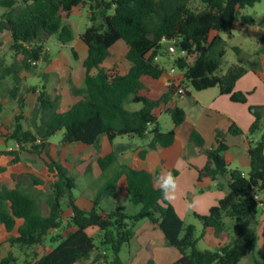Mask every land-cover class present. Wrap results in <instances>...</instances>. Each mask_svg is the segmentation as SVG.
Returning <instances> with one entry per match:
<instances>
[{
    "label": "trees",
    "instance_id": "16d2710c",
    "mask_svg": "<svg viewBox=\"0 0 264 264\" xmlns=\"http://www.w3.org/2000/svg\"><path fill=\"white\" fill-rule=\"evenodd\" d=\"M261 1L199 0L203 7L197 9L192 0H0V7L5 9L0 18V35L10 33L13 54L11 64H6L0 55V87L7 79H13L14 87L8 94L19 109L8 132L0 133V139L16 143L19 150L4 151L0 155L12 157L13 164L20 163L24 153L43 160L52 178V192L46 200L27 187L28 177L33 186L44 185V181L33 174L13 175L12 189L0 183V224L8 232L16 228L18 232V236L10 240L11 247H45L49 239L52 245L51 251L40 258L37 255L31 261L21 262L9 253L0 264H77L81 261L99 264L98 249H108L113 264H127L120 254L124 246L132 243L137 225L145 219L156 224L180 253V259L174 264H240L245 257L255 254L258 237L246 239L245 225L263 204V200H255L252 193L264 195V134L249 150L248 175L228 166L225 154L230 147L225 134L218 132L217 147L204 151L208 161L199 170V181L211 179L219 190L227 189L226 196L208 215L196 216L205 230H214L216 238L230 239L215 251L198 249L196 227L186 225L172 204L163 199L154 186V175L119 164L120 155L130 150L126 146H119L99 159L104 182L95 196L93 209H81L76 204L74 190L78 188L79 177H92L93 161H80L70 171L51 157L50 140L64 132V146L84 144L99 150L103 137L111 143L119 137L149 138L148 148L152 150L172 146L175 132L163 131L156 110L168 104L178 88L170 87L158 100L142 96L145 89L142 78L149 76L157 80L165 71L157 59L171 56L166 43L183 53L174 60L173 66L183 72L185 82L195 91L218 88L232 102L246 104L250 94L236 92L235 87L248 69L244 65H233L223 73L228 45L221 34L232 30L241 19L253 26V19L242 17L241 11ZM80 5L90 10V25L81 36L88 48L83 63L85 80L83 87L72 88L73 95L81 100L62 113L59 98H53L45 85L25 89L22 75L32 73L42 61L51 62L46 48L52 37L56 36L63 46L74 41L73 29L64 19ZM213 33L217 35L212 38ZM119 41L129 47L127 61L131 68L127 75L104 68L111 48ZM259 43L264 47V36ZM233 49L241 55L239 48ZM30 93L38 94V98L31 115L27 116ZM128 104L142 107L130 110ZM2 109L0 103V112ZM254 109L256 120L250 135L259 132L263 123L262 111ZM166 113L175 126L186 119L185 111L180 108L168 109ZM228 134L238 137L244 132L234 124ZM191 140L203 149L204 140L198 132L193 133ZM5 171L0 167V174ZM123 177L127 180L129 202L138 207L134 214L122 208L111 211L101 208L106 197L115 196ZM66 210L72 214L68 226L76 231L65 237L59 234L50 238L53 231L63 228ZM227 219L233 222V235L229 234ZM18 221H22L19 227ZM92 229L100 233L101 248L89 234ZM255 264H264V261L256 260Z\"/></svg>",
    "mask_w": 264,
    "mask_h": 264
},
{
    "label": "crops",
    "instance_id": "0c3cea01",
    "mask_svg": "<svg viewBox=\"0 0 264 264\" xmlns=\"http://www.w3.org/2000/svg\"><path fill=\"white\" fill-rule=\"evenodd\" d=\"M192 4L197 9H202L203 7L199 0H192ZM85 7V5H80L72 11L70 16L73 13H78ZM70 16L67 17L66 21L64 19V22L65 24H68L72 27L74 33V41L67 46L70 47V49H75L77 46L83 47L86 51V59L88 55V48L81 39L82 34L79 35V39L77 40L73 25L67 23ZM235 27H238L240 30H247V28L242 24L239 25L238 23H236ZM216 35L217 33H213L211 37L213 38ZM248 35H251L250 31ZM4 37L8 39V42H10V40L12 39L10 33L8 32H4L0 35V39ZM221 37L227 42V45L229 46V40L225 38L224 33L221 34ZM233 37H235V35H233ZM254 40L256 41V45L258 46V48H256L248 57V59L245 60V63L248 66L246 67L248 69V73L237 82L235 87L236 92L250 94L248 96V102L246 104L232 102L230 97L227 95H222L218 88L201 92H193V90L190 88V85L185 82L183 72L179 71L173 66V62L177 53V49L175 48L174 53H170L171 56H165V59H167L168 63L171 64V67L170 69L164 67L165 71L161 78L157 80L149 76L142 78V82L145 86V89L142 91V96L148 97L150 99L158 100L164 93L168 92L170 87L178 88V91L172 96L169 103L166 105H162L158 110H156V116L158 117L159 123L160 118L164 113H166V110L168 109L180 108L183 109L186 113V119L184 123L179 126H175L173 123V126L168 129L169 131L173 130L175 132V140L173 145L168 148L158 147L157 149L152 150L148 148V144L150 142L149 138L138 140V138L128 137L129 143H119L117 141V138L113 143H111L108 138L103 137L101 139V147L99 150H96L94 147L84 144L66 145L77 147L74 155H79V153L86 151H89L90 154L89 156L83 157L73 163L72 168H70L63 162L61 163L70 171H73L75 166L80 161L92 160L93 180L104 182L103 172L99 167V159L106 157L119 146H126L127 148H130V150L120 155L119 164L121 166H128L134 170L147 171L151 173L155 176L154 186L156 189H159L158 185L156 184V177L161 172L170 170L172 174L177 178L178 188L176 194L180 197V203L183 211L185 212V217L188 218L189 216H193L198 220V218L196 217L197 215H208L210 209L213 206L217 205L218 202L226 196L227 189L219 190L217 188V183L213 182L211 179H204L201 182L199 181V170L203 169L208 161L204 151L211 150L217 147L218 132L225 134V140L230 147L225 154V159L228 166L230 167V169H237L240 170L244 175H248L251 169V158L249 155V150L252 146L256 145L261 140L264 134V47H262V45L259 43V38L254 37ZM2 45L3 43L0 42V54ZM165 45L167 46L168 43H166ZM235 47L239 48L241 50V55H243L244 51L242 47H240L239 45H235L232 47L233 51V48ZM170 49L173 50V47H170ZM73 52L74 55H76L74 50ZM110 52L111 55L104 63V68L107 67L109 59L113 57V66H116V64L118 66L121 61L123 62V64L127 62V66L125 67V69L119 68V71H115V73H118L120 75H127L131 68L130 63L127 61L129 47L125 42L119 41L111 48ZM59 54H62V51ZM48 55L49 57H52L49 53ZM115 58L119 60L118 63L116 62L117 60H115ZM160 60L161 58L159 57L157 59V62L160 63ZM54 61L55 58L51 59V62ZM108 71L110 72V70ZM23 78L26 79L25 76H23ZM181 89L186 92L184 95L179 93V90ZM37 98L38 94H36V102ZM254 108H259V110L262 111L261 113L263 116V123L262 128L258 133L250 135V128L256 120V110ZM69 109L70 107L65 111L59 112L63 113L68 111ZM234 124L244 132V135L234 137L228 134L230 127ZM194 132H198L202 136L204 140L203 149L198 147L191 140ZM51 144L52 146L54 145L53 143ZM18 150L19 147L16 143L12 141L6 142L4 139H0V153L4 151ZM53 159L57 160L55 158ZM12 160V157L0 155V167L6 169V171L1 173L0 176L5 177L8 175L13 181V175H20L22 173H26V171L23 166L24 163L22 161V154L20 163L13 164ZM0 183H2L1 180ZM88 187H92L91 183L88 185ZM97 188L98 187H96V189ZM126 188L127 180L126 177H123L118 183V188L115 196H108V199H111V201L108 202L106 206L102 204L101 208L105 211L122 208L119 204V201L121 197H126L128 199ZM96 189L94 190L95 196L98 192ZM95 196H92L93 198L86 196L85 189L82 188L81 197L79 199H76V204L81 209L90 211L94 207ZM108 199H104L103 202H107ZM169 203L172 204V206L177 211L176 202L173 200ZM260 208H263L264 211V200ZM67 213L68 217L65 218V224L63 228L60 231H53L50 235V238L59 234L65 237L68 233L76 231L75 228L68 226V219L72 216V214L70 211ZM180 218L183 220L184 217L180 216ZM262 222H264V215H262V218L258 224L259 226L258 228H256V233H254L253 235L258 237V247L255 253H257L258 251H262V255L257 258L256 254H254V257L251 258V262L253 264H255L256 260L261 262L264 261V230L262 231L260 229ZM21 224L22 221H18L17 227H19ZM142 227L143 226L140 225V223L137 225L135 237L130 246H128V259L123 260L124 262H126L127 264H150V262L153 261L155 264H174L180 259V253L172 245H170V243L166 240L164 234L156 224H153L148 220L147 222H145V226L143 228ZM205 234L209 235L211 244H213L214 240L218 241V248L228 243V238H225L224 240L216 238L213 229H206ZM16 236H18L17 228L13 232H8L6 228L2 224H0V248L1 246L6 247L7 250L4 254L0 253V261L4 259L9 253H13L16 257L19 258L21 262L31 261L37 255V258H40L46 253L50 252L52 249V245L50 244L49 239L45 247H38V249L35 250L32 259L23 261L18 253L15 252L19 247H11L10 245V240ZM260 247L262 248L261 250ZM247 257H245L240 264H242Z\"/></svg>",
    "mask_w": 264,
    "mask_h": 264
},
{
    "label": "rangeland",
    "instance_id": "374dc122",
    "mask_svg": "<svg viewBox=\"0 0 264 264\" xmlns=\"http://www.w3.org/2000/svg\"><path fill=\"white\" fill-rule=\"evenodd\" d=\"M5 13V9L0 7V18ZM242 17H250L254 21L253 26L247 25L245 22V19H241L238 24L244 25L247 30H240L238 27L233 28L227 33H224L225 38L229 40V46L227 47V54L224 58L222 71L223 73H226L228 69L236 64L244 65L245 67H248L245 63V60L248 59V57L253 53V51L258 48L256 45V41L254 40V37L261 38L264 36V0H262L260 3L256 4L254 7H247L241 11ZM90 10L89 7L86 6L85 8L81 9L78 13H73L68 22L73 25L75 35L77 40L79 39V35L83 34L87 27L90 25ZM67 20V17H65V21ZM248 31V32H247ZM250 31V36L248 35ZM235 35V37H233ZM0 42L3 43L1 46V59L5 60L6 64H11L13 62V54L10 50V47L12 45V39L10 42H8V39L1 38ZM235 45H239L242 47L244 53L243 55L237 54L235 51L232 50V47ZM242 45V46H241ZM75 54L74 55V52ZM62 51V54H59ZM46 53L50 54L53 58H55L54 62L46 63L44 61L40 62L36 69L32 73L24 72L22 76H25L24 81V88L29 87H41L45 85L50 94L53 98H59L60 99V109L59 111H65L69 107H71L74 103L80 100V98H76L73 95L72 88L73 87H82L84 86V68H83V61L85 59L86 51L83 47L77 46L75 49H70L68 46H63L59 43L57 37H52L49 42L47 43ZM183 53L181 51H177L175 59L182 57ZM50 57L51 59H53ZM160 64L170 69L171 64L168 63L167 59H165V56H160ZM174 59V60H175ZM116 62L118 63L119 60ZM122 60V59H121ZM114 61V58H110L107 63V69L110 70V72L119 71V68L125 69L127 66V62L123 64L121 61L120 64L117 66H113L112 62ZM14 87V81L12 78L7 79L4 81L2 86L0 87V103L3 104L4 109L2 112H0V133L6 134L8 132V128L12 126L14 118L16 115L19 114V109L17 106V103L13 101L9 96V91L12 90ZM190 88L195 92L193 87L190 86ZM36 104V94L30 93L27 95V105L28 109L26 112L27 116L31 115L32 109ZM142 105L138 104H128L127 108L130 110H139L141 109ZM25 123V126H27V123ZM160 124L163 128L164 132H168L170 127L173 126L172 118L169 114L164 113L162 117L160 118ZM258 133V132H257ZM64 138V132L58 133L56 136L51 138V143L54 145L51 149V156L52 158L57 159L60 162L65 163L67 166L72 168L73 163H75L77 160L89 156V151L81 152L79 155H74V153L77 150L76 146H64L62 145ZM4 139V138H2ZM138 140H141L138 138ZM117 141L120 143H129L128 137H119ZM22 161L24 163V168L26 173L22 174H33L37 176L38 178L42 179L44 181L43 186H33L31 179L28 177V180L25 182L27 187L31 190V192L37 196H39L42 200H46L47 196L52 192V178L47 170V167L45 165V162L42 160L34 159L33 157L22 154ZM0 180L3 184H5L8 188L12 189L14 188V183L12 179L7 176H0ZM78 185L79 187L74 190V197L79 199L81 197L82 188L85 189V195L93 198L95 196L94 190L96 187H98L96 190L99 191L101 185L103 182L94 181L91 176L87 177H79L78 178ZM91 183L92 187L89 188L88 185ZM100 184V187H99ZM81 188V189H80ZM83 194V193H82ZM177 195V194H176ZM93 196V197H92ZM109 197H106L105 199H108ZM264 200V195H263ZM111 199H108L107 202H103L102 204L106 206L108 202H110ZM176 202L177 206V214L179 217H184L183 221H185L186 225H194L196 227V237L198 238V249L201 251H215L218 249V241H213V244H211V239L209 235L205 234V229L202 225V223L195 219L193 216H189L188 218L185 217V212L182 209L181 206V200L180 197L177 195V198L174 200ZM119 204L121 205L124 212L129 214H134L137 212L138 207L131 204L129 202V199L126 197H121ZM69 211H65V218L68 217ZM263 208H258L256 213L252 214L250 219L248 220L247 224L245 225V238L250 239L253 237L254 233H256V228H258L259 221L262 218L263 214ZM193 215V214H191ZM148 220L145 219L142 222H140V225L143 227L145 226V222ZM227 226L229 227V234L233 235V222L231 220H226ZM142 227V228H143ZM260 229L264 230V222H262V225ZM89 234L93 237H95L96 244L98 247L100 246V233L98 230H90ZM228 238V242H229ZM130 245H126L123 247V250L120 254V257L122 260H127L129 256V247ZM38 248H17L16 253L20 256V258L25 261L33 258V254L35 253V250ZM262 248L260 247V250ZM6 247L0 248V253L4 254L6 252ZM256 254V257L259 258L262 255V251H258ZM96 256H98L99 264H113V257L112 254L108 249H98ZM254 255H249L245 261H243L242 264H253L251 262V258H253ZM34 259V258H33ZM78 264H89V262L81 261Z\"/></svg>",
    "mask_w": 264,
    "mask_h": 264
},
{
    "label": "clouds",
    "instance_id": "9594fccd",
    "mask_svg": "<svg viewBox=\"0 0 264 264\" xmlns=\"http://www.w3.org/2000/svg\"><path fill=\"white\" fill-rule=\"evenodd\" d=\"M156 184L158 185L165 201L172 202L177 198V178L172 174L170 170L161 172L156 177Z\"/></svg>",
    "mask_w": 264,
    "mask_h": 264
},
{
    "label": "built area",
    "instance_id": "2783aa9c",
    "mask_svg": "<svg viewBox=\"0 0 264 264\" xmlns=\"http://www.w3.org/2000/svg\"><path fill=\"white\" fill-rule=\"evenodd\" d=\"M179 93L184 95L186 92L181 89V90H179ZM252 196L257 201H261L262 200V196L259 195V194H256L255 192L252 193Z\"/></svg>",
    "mask_w": 264,
    "mask_h": 264
},
{
    "label": "water",
    "instance_id": "95a60500",
    "mask_svg": "<svg viewBox=\"0 0 264 264\" xmlns=\"http://www.w3.org/2000/svg\"><path fill=\"white\" fill-rule=\"evenodd\" d=\"M170 47H173V50H171L170 49ZM166 48H167V51L169 52V53H174V49L176 48L173 44H171V43H168V45L166 46Z\"/></svg>",
    "mask_w": 264,
    "mask_h": 264
}]
</instances>
